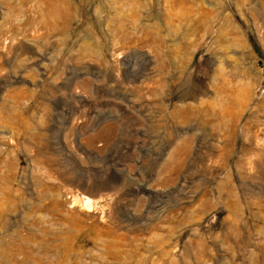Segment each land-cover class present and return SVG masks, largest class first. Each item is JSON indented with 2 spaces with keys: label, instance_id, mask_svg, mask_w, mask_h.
Wrapping results in <instances>:
<instances>
[{
  "label": "rangeland",
  "instance_id": "rangeland-1",
  "mask_svg": "<svg viewBox=\"0 0 264 264\" xmlns=\"http://www.w3.org/2000/svg\"><path fill=\"white\" fill-rule=\"evenodd\" d=\"M0 264H264V0H0Z\"/></svg>",
  "mask_w": 264,
  "mask_h": 264
}]
</instances>
